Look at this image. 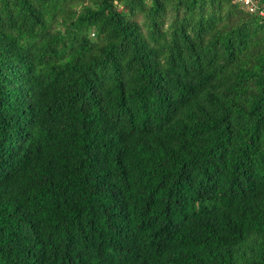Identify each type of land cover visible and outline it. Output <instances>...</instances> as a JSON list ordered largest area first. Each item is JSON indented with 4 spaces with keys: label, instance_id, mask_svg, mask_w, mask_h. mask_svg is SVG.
I'll return each mask as SVG.
<instances>
[{
    "label": "trees",
    "instance_id": "obj_1",
    "mask_svg": "<svg viewBox=\"0 0 264 264\" xmlns=\"http://www.w3.org/2000/svg\"><path fill=\"white\" fill-rule=\"evenodd\" d=\"M0 264H264V16L0 0Z\"/></svg>",
    "mask_w": 264,
    "mask_h": 264
},
{
    "label": "built area",
    "instance_id": "obj_2",
    "mask_svg": "<svg viewBox=\"0 0 264 264\" xmlns=\"http://www.w3.org/2000/svg\"><path fill=\"white\" fill-rule=\"evenodd\" d=\"M249 12H258L259 15L264 16V9L259 8L256 0H238Z\"/></svg>",
    "mask_w": 264,
    "mask_h": 264
}]
</instances>
